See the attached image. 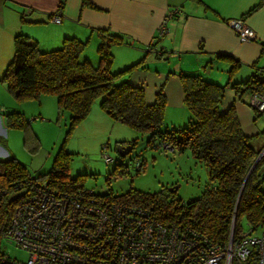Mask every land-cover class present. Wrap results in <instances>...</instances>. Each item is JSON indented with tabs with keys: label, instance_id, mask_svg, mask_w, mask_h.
I'll use <instances>...</instances> for the list:
<instances>
[{
	"label": "trees",
	"instance_id": "1",
	"mask_svg": "<svg viewBox=\"0 0 264 264\" xmlns=\"http://www.w3.org/2000/svg\"><path fill=\"white\" fill-rule=\"evenodd\" d=\"M62 2L59 1L58 9ZM119 41L121 39L115 35L101 36L97 44L98 65L93 67L87 60L79 58L86 41L64 36L58 47L41 50L37 41L17 33L13 38L11 58L0 81L17 99L36 97L39 93L55 95L56 108L59 112H67L70 126L87 114L90 103L97 98L99 107L110 118L146 134L147 145L155 147L158 144L179 153L189 150L207 172V187L197 198L186 203L166 201L175 192L166 188L154 194L127 191L120 195L109 190L105 194L91 190L94 196L144 207L155 220L179 222L219 243L227 240L234 212V231L238 230L240 219H244L248 230L264 231V152L249 172L264 142L256 146L251 137L243 134L231 106L219 109L223 88L198 74L180 72L183 102L190 118L182 127L163 128L160 92L152 102L146 103L141 87L126 80L115 81L121 73L140 63L125 66L121 72L110 71V46ZM147 46H153L154 52L157 48L156 57L166 54L154 43ZM216 58L230 63L226 85L236 92L249 90V95L259 92L264 96L263 69H255L254 74L237 84L233 83L232 77L239 68L238 63L228 55H216ZM3 118L8 126L23 130V142L28 139V124L20 113H7ZM262 136L264 138V131ZM133 143V140L129 141L126 146L132 147ZM68 155L59 150L49 170L35 177L27 175L15 158L0 159V189L6 193L2 221L7 220L12 205L23 193L17 186L28 180L45 182L48 188L57 192L82 190L80 175L71 178L67 174ZM141 165V160L133 162L135 170ZM241 264H254V256Z\"/></svg>",
	"mask_w": 264,
	"mask_h": 264
},
{
	"label": "rangeland",
	"instance_id": "2",
	"mask_svg": "<svg viewBox=\"0 0 264 264\" xmlns=\"http://www.w3.org/2000/svg\"><path fill=\"white\" fill-rule=\"evenodd\" d=\"M172 9L170 7L167 11ZM47 37L46 31L39 33V39L34 37L41 50L59 46L44 45L40 38L45 40ZM85 46L79 58L87 60L93 67L97 66V45ZM119 51L117 57L110 46L111 72H121L125 66L140 63L130 71L121 73L115 81L126 80L141 87L146 103L152 102L160 92L163 98L162 127L171 129L185 125L190 114L183 102L178 77L180 70L175 69V54L166 53L156 57L145 49L140 54H135L132 50ZM11 55L12 46L0 47V78ZM133 55L136 59H130ZM210 76L217 78L215 73ZM226 82L223 75L217 83L223 88L219 109L231 106L243 134L251 137L254 145L260 146L264 142V110L257 112L248 104L249 90L236 92ZM240 82L242 81L236 83ZM11 112L20 113L27 121L29 132L25 142L23 130L8 126L3 118L4 114ZM0 114V159L15 158L30 177L49 170L54 155L61 150V153L69 154L68 176L73 178L80 175L82 188L93 190L97 194H105L108 190L115 195L127 191L154 194L164 188L168 190L177 186L166 201L186 203L197 198L207 187V172L189 150L179 153L173 149H165L162 145H147L146 134L110 118L99 107L97 98L90 103L87 114L70 126L67 112H59L56 108L55 95L39 93L36 97L17 99L5 88V83L0 81ZM132 140L134 143L130 151L120 157L116 153L115 145L126 146ZM102 154L111 157L112 163L105 164ZM137 159L142 161V165L135 170L133 162ZM120 163L124 165L121 166ZM262 167L264 168V161ZM239 224L240 231L246 233L248 228L244 219H240ZM258 230L252 234H257ZM6 251L11 257L26 259L25 254L11 244H6Z\"/></svg>",
	"mask_w": 264,
	"mask_h": 264
},
{
	"label": "built area",
	"instance_id": "3",
	"mask_svg": "<svg viewBox=\"0 0 264 264\" xmlns=\"http://www.w3.org/2000/svg\"><path fill=\"white\" fill-rule=\"evenodd\" d=\"M58 10L50 22H60ZM177 12L167 13L155 39L167 32L165 20ZM227 23L239 41L254 40L255 33L242 20ZM152 47L146 52H154ZM248 104L262 111L264 96L251 92ZM102 157L111 163V157ZM17 188L23 193L6 221V193L0 189V264H241L250 256L254 264H264V231L243 233L240 224L234 231L235 212L227 240L219 243L179 222L155 220L144 207L94 196L91 190L57 192L45 182L29 180ZM6 244L26 259L11 257Z\"/></svg>",
	"mask_w": 264,
	"mask_h": 264
},
{
	"label": "crops",
	"instance_id": "4",
	"mask_svg": "<svg viewBox=\"0 0 264 264\" xmlns=\"http://www.w3.org/2000/svg\"><path fill=\"white\" fill-rule=\"evenodd\" d=\"M59 1L0 0V47L13 46L17 33L39 39V33L46 31L48 37L40 38L41 42L56 46L64 36L92 46L101 36L115 35L121 39L111 45L117 57L119 50L140 54L154 43L175 54V69L181 73H195L215 83L224 75L227 81L230 63L216 55H228L239 65L233 83L246 80L257 68L263 69L264 77V0H63L58 10L60 22H50ZM170 7L179 12L165 20L167 32L155 39ZM231 19L242 20L255 33L254 40L239 41L228 26Z\"/></svg>",
	"mask_w": 264,
	"mask_h": 264
},
{
	"label": "water",
	"instance_id": "5",
	"mask_svg": "<svg viewBox=\"0 0 264 264\" xmlns=\"http://www.w3.org/2000/svg\"><path fill=\"white\" fill-rule=\"evenodd\" d=\"M131 149V146H122V145H116L115 146V150H116V153L120 156V157H123L125 156ZM264 152V146L263 148L261 149V151L258 153L255 161L253 162L251 168L249 169V172L250 170L253 168V166L255 165L256 161L259 159V157L262 155V153ZM177 189V186H173V187H170L168 190L172 191V190H176Z\"/></svg>",
	"mask_w": 264,
	"mask_h": 264
}]
</instances>
